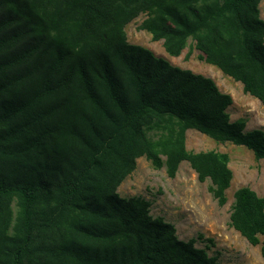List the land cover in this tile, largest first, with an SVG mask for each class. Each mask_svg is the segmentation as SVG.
Listing matches in <instances>:
<instances>
[{"label":"trees","instance_id":"trees-1","mask_svg":"<svg viewBox=\"0 0 264 264\" xmlns=\"http://www.w3.org/2000/svg\"><path fill=\"white\" fill-rule=\"evenodd\" d=\"M260 1L0 0V264H220L116 188L138 157L169 177L187 161L222 206L228 154L188 150L186 131L256 160L264 131L231 121L212 78L130 43L124 27L145 14L138 28L167 54L198 50L264 105ZM229 224L251 245L262 236L264 257V197L234 190Z\"/></svg>","mask_w":264,"mask_h":264},{"label":"rangeland","instance_id":"rangeland-1","mask_svg":"<svg viewBox=\"0 0 264 264\" xmlns=\"http://www.w3.org/2000/svg\"><path fill=\"white\" fill-rule=\"evenodd\" d=\"M258 9L264 20L263 0L259 2ZM144 17L145 14L140 13L125 25L124 31L130 43L150 49L155 56L163 57L173 65L212 78L219 91L232 98L227 108L230 120L243 118L245 130L260 128L264 131V105L258 99L244 93L240 82L199 59L196 49H192L188 56L187 47L179 56L167 54L162 40L153 41L148 32L138 28ZM185 144L194 152L217 150L228 154L232 179L222 206L208 192L210 180L199 181L187 161L179 163L174 177H169L164 166L155 169L144 157H138L134 170L120 182L116 192L123 197L138 195L150 201V215L161 216L172 223L179 239L196 238L195 245L200 248L207 246L208 254L216 255L220 264H264V257L260 254L263 237L259 236L260 243L251 245L229 224L234 190L247 186L264 197V160H256L252 151L244 146L219 143L195 129L186 131ZM199 234L202 238L198 237Z\"/></svg>","mask_w":264,"mask_h":264}]
</instances>
